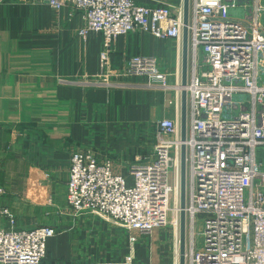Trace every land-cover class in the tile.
I'll return each instance as SVG.
<instances>
[{
	"label": "built area",
	"instance_id": "obj_1",
	"mask_svg": "<svg viewBox=\"0 0 264 264\" xmlns=\"http://www.w3.org/2000/svg\"><path fill=\"white\" fill-rule=\"evenodd\" d=\"M39 1L80 12L83 39L90 32L101 34L100 79L106 82L122 35L144 32L179 46L183 41V11L173 3ZM188 27L193 57L185 87L188 264H264V0H192ZM128 75L147 76L151 87H169V74L158 69L155 57H130ZM158 126L153 158L131 164L127 175L116 173L113 160L99 158L90 147L71 157L70 206L116 221L131 232L133 245L136 233L149 234L169 223L179 244L181 119L163 118ZM10 223V228L0 226V264H43L55 229L17 228L14 218ZM93 264H135L134 254L118 263ZM172 264H179L177 257Z\"/></svg>",
	"mask_w": 264,
	"mask_h": 264
},
{
	"label": "crops",
	"instance_id": "obj_2",
	"mask_svg": "<svg viewBox=\"0 0 264 264\" xmlns=\"http://www.w3.org/2000/svg\"><path fill=\"white\" fill-rule=\"evenodd\" d=\"M136 1L169 2L183 11V0ZM83 25L69 6L0 0V210L9 209L0 211V226L10 228L14 218L21 229L73 228L66 215L72 154L90 147L104 159L109 150L117 156L114 171L127 175L131 164L153 158L158 121L181 119L182 44L144 32L122 35L111 56V82L97 83L102 36L83 39ZM134 55L157 58L169 87L148 86L145 75L119 76ZM192 63L189 45L188 79ZM53 237L47 257L54 259Z\"/></svg>",
	"mask_w": 264,
	"mask_h": 264
},
{
	"label": "rangeland",
	"instance_id": "obj_3",
	"mask_svg": "<svg viewBox=\"0 0 264 264\" xmlns=\"http://www.w3.org/2000/svg\"><path fill=\"white\" fill-rule=\"evenodd\" d=\"M238 16L241 15L239 14ZM118 71L119 76H123L124 74L127 76L128 65L124 70ZM92 81L96 82L97 80ZM98 81L106 82L103 79H99ZM110 82L108 81L107 83ZM146 85L151 86L148 81ZM116 86H120V84L116 83ZM105 152L107 154L106 157L111 158L114 163V159L117 158L116 154L109 150ZM260 155L264 164V150L260 152ZM135 156L137 157V155ZM68 209L70 211L66 215L69 216V219L75 225L70 229L67 226L64 232H59V226L57 225H49L56 232L52 238V242L55 243L52 249L53 257L55 258L46 257L44 260L47 261V264H72L76 262L82 264H93L96 262L118 263L129 255L130 252L134 254L135 264H149V262L172 264L176 260V257L180 264V231L178 244L175 238L176 228L174 230L172 223H169L165 227L156 228L149 234L136 233L138 239L133 245L129 241L131 232L111 218L97 212L78 211L70 206L69 203ZM199 224L200 221H198L197 227H199ZM190 230L191 227L187 218L186 264H188L187 258L192 249Z\"/></svg>",
	"mask_w": 264,
	"mask_h": 264
},
{
	"label": "water",
	"instance_id": "obj_4",
	"mask_svg": "<svg viewBox=\"0 0 264 264\" xmlns=\"http://www.w3.org/2000/svg\"><path fill=\"white\" fill-rule=\"evenodd\" d=\"M183 41H182V92H181V138L183 141L180 166V264H186V235H187V146L188 135V98L186 85L189 72V20L190 0H183Z\"/></svg>",
	"mask_w": 264,
	"mask_h": 264
}]
</instances>
